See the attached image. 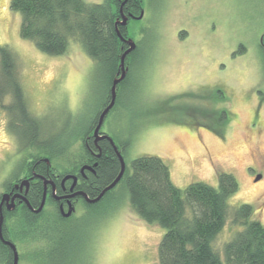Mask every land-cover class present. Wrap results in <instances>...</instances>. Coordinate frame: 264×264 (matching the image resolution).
Wrapping results in <instances>:
<instances>
[{
    "label": "rangeland",
    "instance_id": "obj_1",
    "mask_svg": "<svg viewBox=\"0 0 264 264\" xmlns=\"http://www.w3.org/2000/svg\"><path fill=\"white\" fill-rule=\"evenodd\" d=\"M9 1L0 3V44L15 56L28 111L40 122L38 142L48 144L26 148L10 131L1 107L10 102L6 95L0 101V191L3 181L22 165V157L47 156L43 153L65 146L63 153L51 157L55 165L79 158L80 138L101 105L106 84L102 68L79 41L69 38L65 51L52 55L22 38L20 14ZM145 10V17L129 30L141 39L140 60L125 87H119L117 103L102 126L119 149L127 143L122 151L124 176L83 220L80 211L75 213L71 223L82 237L81 246L65 259L53 253L55 264H67L73 254L76 264H158L164 228L132 210L125 185L131 161L140 155L160 157L179 188L194 181L217 187L219 173L234 175L238 189L226 199L225 223L211 242L221 258L224 243L243 228L232 222L237 206L251 204L250 218L264 225V174L256 183L250 176L253 170L264 173V105L258 128H249L257 103L264 104V0H145ZM200 84L219 88L228 100L166 102ZM176 104L192 108L191 114L187 109L182 114L168 112ZM221 107L231 112L226 131L190 124L196 119L207 123L213 116L204 109ZM172 114L184 123L168 119ZM45 240L15 241L20 264H42L34 261V248L48 249Z\"/></svg>",
    "mask_w": 264,
    "mask_h": 264
},
{
    "label": "trees",
    "instance_id": "obj_2",
    "mask_svg": "<svg viewBox=\"0 0 264 264\" xmlns=\"http://www.w3.org/2000/svg\"><path fill=\"white\" fill-rule=\"evenodd\" d=\"M9 6L20 14L21 37L32 40L41 52L61 54L65 51L69 38L79 41L95 65L102 68L106 83L104 97L106 96L115 71H119L122 53V43L114 26L118 13L116 0H10ZM118 32L120 36H124L126 31L119 28ZM128 59L125 58V65H128ZM16 67V59L11 50L0 44V101L6 95L10 97L8 104L1 103L9 117L8 127L24 147H45L42 142H38L41 134L40 122L28 111ZM130 74L129 70L117 85L125 87ZM175 98L176 96L170 97L166 102ZM186 109L183 107V111ZM170 111L178 113L179 106L171 107L168 112ZM204 111L205 114L213 115L207 123H199L198 119V123H189L202 124L214 132H222L229 120V111L226 108H208ZM186 112L191 113V109ZM167 118L184 123V119L178 115L173 117L172 114V117ZM87 129L81 138L85 139L89 132ZM126 145L124 143L122 149L116 145L121 154ZM65 148L63 146L55 152L43 154L52 160L53 155L63 153ZM89 154L88 150L82 151L78 157L84 160ZM31 156L21 158L22 165L3 181V188H8L13 180L18 179L20 173L26 172L30 167L28 159ZM34 157L38 159L39 155ZM95 160V173L82 183V188L91 198L96 197L111 183L120 170V162L114 150L103 144L101 154ZM131 168V173L125 177V185L132 210L145 222L164 228L157 247L158 264H264V225L259 220L250 218L253 207L249 203H241L233 212L232 222L243 225V228L224 243L223 258L211 246L212 240L225 223L226 199L238 189L234 175L219 173L217 187L203 181H194L179 188L172 182L167 165L158 156H137L132 159ZM108 192L109 190L97 202L85 203L86 209L90 210L100 204ZM38 197L39 194L35 197L31 192L27 198L34 202ZM93 214L95 213L91 212L92 217ZM4 215V237L7 235L5 228L10 227L14 232V241L27 242L33 237H42L53 246L52 252L50 248L43 252L42 255L48 259L43 260L42 264H55L52 262L53 253L65 259L68 253L79 251L82 237L73 230L75 223L72 225V219H63L51 211L43 219L34 222L26 214L24 206L11 212L4 211ZM84 216L86 215L79 219L83 220ZM11 255L10 249L0 240V263L9 264ZM73 256L75 255H72L69 264H76Z\"/></svg>",
    "mask_w": 264,
    "mask_h": 264
},
{
    "label": "flooded vegetation",
    "instance_id": "obj_3",
    "mask_svg": "<svg viewBox=\"0 0 264 264\" xmlns=\"http://www.w3.org/2000/svg\"><path fill=\"white\" fill-rule=\"evenodd\" d=\"M118 2V13L114 20V26L115 22L117 26V30L119 28L125 29L124 36H122L124 39H132L135 43V47L133 50H131L126 58H129L127 60L128 65H125L127 67L126 75L128 71L132 73L131 69L133 70L136 62L140 60L141 56V48H140V38L135 39L131 33L129 32L130 29L133 28V24L135 22L141 21L146 14L145 10V0H125L124 3H122L123 0H116ZM125 16L126 22L125 24H121V20ZM140 16V17H139ZM116 28V27H115ZM133 33V32H132ZM122 45L120 46L121 52H123L127 47V43L122 40ZM262 45L264 46V39H262ZM132 63V64H131ZM131 65V66H130ZM118 70L115 71L114 77L117 76ZM125 75V76H126ZM113 77V78H114ZM110 86L108 87V91L106 96L104 97L102 101V105L97 109L96 113L93 115L92 120L89 125V129H87L88 134L85 136V139H80V146L82 151H89V156L85 158L84 160L78 158L74 160H66L65 162L57 163L58 165H55L52 160H50L47 156H39L38 159L34 157V154L29 158L30 161V167L26 169V172L23 173L18 177V179L13 180L8 188H3V191H0L2 193H9V200L11 199V196L15 193H19L27 199L28 203L30 204L31 208L28 206V203H26L24 200H22L20 197L14 198V204L15 207L12 210H8L6 207V202L2 204V212L4 215V211L11 212L15 211L16 208L24 206L26 210V214L30 216L31 219H33L34 222L39 221L40 219H43V217L51 212L54 211L59 217L63 219H72L75 218V213L77 211H80L79 218L84 215L87 212V209L85 207V203H94V202H88V199H92L94 197H89L88 193L82 188V183L84 181H87L90 179V175L95 173V166L97 165V161L95 158L99 157L101 154V144H103L105 147H109L113 149V146L111 142L106 139H99L95 142L93 137V130L95 128L98 116L100 112L106 107V105L110 101ZM119 85L116 87V98L115 103L112 106V108L108 111V113L115 107L118 99V92H119ZM193 88V87H192ZM187 88L186 91L176 94V100L181 101L187 99V101L192 102H200V103H214L216 102H223L228 100V96L222 94L221 90L219 88H215L211 84H200L196 87ZM217 92V95H215ZM177 105V104H176ZM181 105V106H180ZM264 104L257 103L256 105V112L255 115V122L249 123V128L253 129L255 127L258 128L259 121H260V115L263 112L262 107ZM180 111L183 112L182 104H178ZM192 110V108H190ZM214 109V108H211ZM218 109H223L218 108ZM228 110V109H227ZM229 111V110H228ZM108 113L105 116V119L108 115ZM188 115L191 113L186 112ZM229 113H231L229 111ZM182 114V113H181ZM212 113L207 114L211 116ZM213 116V115H212ZM104 119V120H105ZM208 119V118H207ZM231 119H229L226 124L224 125L223 131H226V126L230 122ZM104 123V122H103ZM197 125V124H196ZM200 126L206 128L209 131H213L208 126L199 124ZM103 126V124H102ZM100 128L99 133L100 134H107L103 130V128ZM42 131V130H40ZM44 145L48 144V141L42 142ZM99 153V155H97ZM263 172L261 171H252V174L250 175L253 182H258L262 180ZM259 175L260 177L258 179H255L256 176ZM28 179V186L26 188L25 185L22 186L20 189L19 187H15V184H19L21 180ZM33 192L34 196L37 197L39 194V197L37 200H34V202H31L27 197L28 194ZM40 192V193H39ZM45 192V200L44 204L39 212H35V210L39 207L41 203V199L43 196V193ZM1 197V195H0ZM71 208V213L68 216H65L66 212ZM6 220V217L4 215V221ZM4 224V223H3ZM10 228V227H9ZM6 230V237L3 235V226H2V236L4 239L9 240L13 242L16 246V242L13 240V234L14 232L11 229ZM3 243V242H2ZM48 241H45V244H48ZM6 245V244H5ZM8 249L11 251V259L9 264H13V252L12 249L6 245ZM50 246L51 252L53 249V246L51 244L46 245ZM17 249V247H16ZM45 247H39L34 248V253H38V256H34V261L42 262L43 260L48 259L45 257L43 252H45ZM18 252V251H17ZM41 254V255H40ZM21 256L18 252V263L20 264ZM1 264V263H0Z\"/></svg>",
    "mask_w": 264,
    "mask_h": 264
},
{
    "label": "water",
    "instance_id": "obj_4",
    "mask_svg": "<svg viewBox=\"0 0 264 264\" xmlns=\"http://www.w3.org/2000/svg\"><path fill=\"white\" fill-rule=\"evenodd\" d=\"M125 0L122 1V3H124ZM140 17V16H139ZM126 22V18L125 16H123L122 20H121V24H125ZM116 23L115 22V27H116V31H117V34L119 35V37L124 40L128 47L121 53L120 55V61H119V71L117 73V76H115L112 80V84H111V87H110V101L109 103L106 105V107L100 112L99 116H98V119H97V122H96V125H95V128L93 130V137H94V140L95 142L99 139H103V138H106L108 139L112 146H113V150L117 156V158L119 159V162H120V170L118 172V174L116 175V177L111 181V183H109L108 185H106L100 192L99 194L92 198V199H88L87 198V201L88 202H97L104 194L106 191L110 190L111 188H113L117 182L120 180V178L122 177L123 173H124V170H125V163H124V158L122 156V154L120 153L118 147L116 146L114 140L107 134H100L99 133V130L104 122V119H105V116L106 114L108 113V111L112 108V106L114 105L115 103V98H116V87H117V84L125 77L126 75V71H127V67L125 66V58L127 56V54L134 49L135 47V43L132 39L128 38V39H124L122 36H120L118 30H117V26H116ZM97 155H99V153H97ZM260 176L257 175L255 179H258ZM25 185L26 188L28 186V179H23L20 181L19 184H15V187H19L20 189L22 188V186ZM9 193H2L1 194V197H0V240L8 245L11 249H12V252H13V264H17L18 263V252H17V249H16V246L13 242L9 241V240H6L3 238L2 236V226H3V223H4V215H3V212H2V204L4 202H6V207L8 210H12L14 209L15 207V204H14V198L15 197H20L22 200H24L26 203H28L27 199L25 198V196L19 194V193H15L11 196V199L9 200ZM44 200H45V192L43 193V196H42V199H41V203L39 205V207L35 210V212H39L44 204ZM28 206L31 208L30 204L28 203ZM71 213V208L66 212L65 216H68L69 214Z\"/></svg>",
    "mask_w": 264,
    "mask_h": 264
},
{
    "label": "snow or ice",
    "instance_id": "obj_5",
    "mask_svg": "<svg viewBox=\"0 0 264 264\" xmlns=\"http://www.w3.org/2000/svg\"><path fill=\"white\" fill-rule=\"evenodd\" d=\"M3 2V0H0V3H2Z\"/></svg>",
    "mask_w": 264,
    "mask_h": 264
}]
</instances>
